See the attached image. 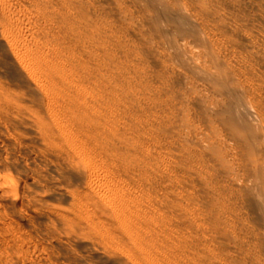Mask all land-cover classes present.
<instances>
[{
	"label": "rangeland",
	"instance_id": "374dc122",
	"mask_svg": "<svg viewBox=\"0 0 264 264\" xmlns=\"http://www.w3.org/2000/svg\"><path fill=\"white\" fill-rule=\"evenodd\" d=\"M0 264H264V0H0Z\"/></svg>",
	"mask_w": 264,
	"mask_h": 264
},
{
	"label": "bare ground",
	"instance_id": "6f19581e",
	"mask_svg": "<svg viewBox=\"0 0 264 264\" xmlns=\"http://www.w3.org/2000/svg\"><path fill=\"white\" fill-rule=\"evenodd\" d=\"M241 117H242V116H241ZM241 117H240V119H241ZM242 118H243V117H242ZM240 119H239L238 121H240ZM245 119H246V118H245ZM241 121H243V119H242ZM244 121H245V122H244ZM244 121H243L244 123L241 122L242 127H243L245 124L247 125L246 120H244ZM247 121H248V119H247ZM238 123H239V122H238ZM243 124H244V125H243ZM246 125H245V126H246ZM250 125H251V124H249V122H248V125H247L248 127L245 128V126H244L243 128H244L245 130H247V128H249V127L252 126V125H251V126H250ZM249 130H251V129H249ZM247 131H248V130H247ZM251 131H252V130H251ZM245 132H246V131H245ZM252 132H253V131H252ZM247 133H248V135H250L249 132H247ZM245 136H246V135H245ZM251 136H252V134L250 135V137H251ZM247 137H248V136H247Z\"/></svg>",
	"mask_w": 264,
	"mask_h": 264
}]
</instances>
